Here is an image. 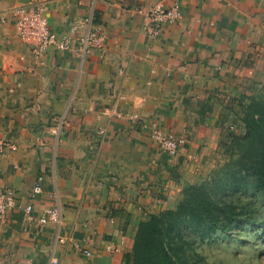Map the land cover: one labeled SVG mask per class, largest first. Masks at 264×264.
<instances>
[{"label":"crops","instance_id":"0c3cea01","mask_svg":"<svg viewBox=\"0 0 264 264\" xmlns=\"http://www.w3.org/2000/svg\"><path fill=\"white\" fill-rule=\"evenodd\" d=\"M31 1L0 0V142L16 145L0 148V190L14 188L20 202L0 217V264H124L139 222L173 207L233 131L238 96L264 72V0L48 1L58 34L102 29L103 46L84 56L34 54L13 14ZM176 3L181 18L149 36L136 7ZM116 111L186 140L170 155L149 126ZM58 202L61 226L23 209Z\"/></svg>","mask_w":264,"mask_h":264},{"label":"trees","instance_id":"16d2710c","mask_svg":"<svg viewBox=\"0 0 264 264\" xmlns=\"http://www.w3.org/2000/svg\"><path fill=\"white\" fill-rule=\"evenodd\" d=\"M242 120V130L228 135L223 163L187 183L174 207L139 222L124 264H211L197 249L198 239L246 224L264 228L258 222L264 198V91L249 98Z\"/></svg>","mask_w":264,"mask_h":264},{"label":"built area","instance_id":"2783aa9c","mask_svg":"<svg viewBox=\"0 0 264 264\" xmlns=\"http://www.w3.org/2000/svg\"><path fill=\"white\" fill-rule=\"evenodd\" d=\"M48 1L50 0H34L28 4L17 6L13 10L17 36L30 46L36 56H40L51 47L84 56L91 48L103 46V32L97 26H89L76 40L68 34H58L53 30L47 15L46 4ZM136 10L144 15V27L149 36L158 35L165 23L178 20L182 16V10L178 3L166 8L161 5L138 6ZM116 114L118 116H127L133 122H141L146 128L149 126L152 138L170 155L178 154L180 147L186 140L182 135L163 129L158 123H147L137 112L126 114L116 111ZM61 125L54 126L50 131L55 135H59ZM5 145L13 149L16 148L13 143L5 142L4 140L0 142L2 150ZM42 191V177H39L31 195L35 196ZM16 207H20L16 190L12 187L0 190V217H3L8 211ZM23 209L39 225L53 223L61 226L63 224V208L59 202L44 208L36 215H34V205L32 203L23 205ZM57 239L65 241L66 238L58 232ZM84 252L87 255L92 253L89 249H85ZM51 262L58 263V258L52 257Z\"/></svg>","mask_w":264,"mask_h":264},{"label":"rangeland","instance_id":"374dc122","mask_svg":"<svg viewBox=\"0 0 264 264\" xmlns=\"http://www.w3.org/2000/svg\"><path fill=\"white\" fill-rule=\"evenodd\" d=\"M247 86L246 91H242L241 96H238L239 101L235 108V113H232V117L227 120L230 122L229 128L233 130L232 133L242 130L244 126L242 118L247 111L249 98L264 91V72L253 78V80H248ZM228 141L229 139L226 135L220 142V149L214 153L213 161L211 160L212 165L204 166L203 175L196 181L201 180L226 160L225 148ZM258 204V222L264 223V198ZM197 249L205 260L211 264H264V228H262V224L258 228H253L249 224L244 227H235L228 234L217 233L204 240L198 239Z\"/></svg>","mask_w":264,"mask_h":264}]
</instances>
